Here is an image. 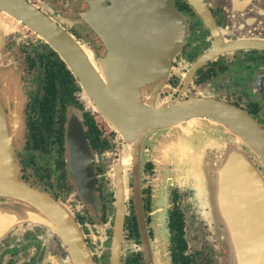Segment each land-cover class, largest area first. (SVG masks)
<instances>
[{
	"label": "flooded vegetation",
	"instance_id": "af4514ba",
	"mask_svg": "<svg viewBox=\"0 0 264 264\" xmlns=\"http://www.w3.org/2000/svg\"><path fill=\"white\" fill-rule=\"evenodd\" d=\"M20 1L83 51L91 66L107 57L110 45L120 55L128 52L125 28L109 24L119 0ZM172 4L184 36L157 90L159 101L221 103L264 133V0ZM56 43L48 26L30 27L0 7V71L18 75L25 99L24 130L12 158L20 181L39 195L29 201L0 193V264H232L222 221L195 191V137L176 127L188 144L181 146L180 162H166L169 145L163 154L162 144H169L171 133L166 141L158 134L174 127L137 140L119 130L93 104ZM75 122L90 151L85 159L92 187L79 186L72 174ZM211 124L222 153L226 142L233 143L264 174L243 139ZM160 167L166 168L162 186L155 178ZM128 242L132 249L124 254Z\"/></svg>",
	"mask_w": 264,
	"mask_h": 264
},
{
	"label": "water",
	"instance_id": "95a60500",
	"mask_svg": "<svg viewBox=\"0 0 264 264\" xmlns=\"http://www.w3.org/2000/svg\"><path fill=\"white\" fill-rule=\"evenodd\" d=\"M119 2L114 8L118 14L109 24L121 30L125 28L127 35L123 41L130 45L128 52L120 55L110 45L107 57L92 65L96 70L83 51L22 1L0 0V7L30 27L48 26V32L60 46L58 52L69 62L93 104L119 130L137 140L152 131L179 127L181 123L195 124L193 121L197 119L217 123L243 139L264 168V133L244 113L221 103L195 99L180 103H169L166 99L156 106L157 90L184 36V24L172 0ZM117 17L120 20L114 23ZM113 32L109 30L108 35ZM24 105L18 75L10 68L0 71V193L30 201L39 195L20 181L12 158V151L24 130ZM197 133L201 135L204 150V154L195 152L199 187L201 191L217 195L232 264H264L263 177L248 156L228 142L222 158L209 162L205 154L213 147V131L202 128ZM70 140L73 177L79 186L92 187V168L85 159L86 152L90 151L76 122L71 124ZM62 223L68 231V223L63 220ZM70 241L80 252L76 237H70Z\"/></svg>",
	"mask_w": 264,
	"mask_h": 264
},
{
	"label": "rangeland",
	"instance_id": "374dc122",
	"mask_svg": "<svg viewBox=\"0 0 264 264\" xmlns=\"http://www.w3.org/2000/svg\"><path fill=\"white\" fill-rule=\"evenodd\" d=\"M156 100H157L156 106H160L162 103L159 101V98H157ZM178 128L184 129L183 131H187L188 130L191 133V135L195 137V143H194L195 144V152H199L200 153L202 151V154H204L203 153L204 150L202 148L203 143L200 140L201 135L199 133H197V132L198 131H202V128H204L205 130L209 129V131H217V129H218L216 126L213 127V124H211L210 122H207V121H199V122L196 121L195 124L194 123H191V124L189 123V124H186V125H182L181 127H178ZM197 128H198V130H197ZM172 130L173 131H165L164 133L161 132L162 134L159 133L160 135L158 134L159 139H161L162 137H164L162 139H164L166 141L167 140L166 134H169V132H170L171 133L170 138H171V141H172V142L170 141L169 144L168 143H163L162 144L161 141L158 140V148H159L160 144H162V148L164 149V153L163 154H165L166 153V147H167L166 144L169 145L167 147V154L169 156V159L166 162H169L170 164H172V166H174L175 161H178L180 159L179 158V155H180L181 146H183L187 142L183 140L184 137L182 139V134H184L183 131L180 130V133H175L176 130H178L176 127H174ZM194 137H191L190 136L189 138H191V140H193ZM212 140H213V147L208 150V154H205L206 157L208 158V161L209 162H211L212 160L216 161L215 159H218V158L221 159L222 158L221 155H223L222 154V150L217 147V144H216L215 140L214 139H212ZM191 144L192 143L190 142V145ZM232 145H233V143H232ZM233 146H235V145H233ZM235 147H237L239 149L238 146H235ZM226 148L227 147H225V150H224L225 152L227 151ZM161 156L162 155L159 154V156H158V154H157V160L159 161L160 165H161L160 159L163 160L162 159L163 157H161ZM180 161L181 160H179L178 162H180ZM251 163L255 167V164L252 161H251ZM258 164H259V161H258ZM165 170H166V168L164 169V168H161V167L156 170V174H155V178L157 180L156 181L157 182L156 185H159V186H162L163 185V182H164L163 172H165ZM257 170L259 171V169H257ZM195 171H196V169H195ZM198 173H199V171H198ZM260 174H261V176L264 179V174H262L261 172H260ZM185 177H186V175L184 176V178ZM195 191L197 193H199L200 196H202L204 199H206V202L208 204V207L211 210H213L214 214L216 215V217L218 218V220L221 222V218H220V208H221V205H220V203H219V201L217 199V195H215L214 192H210V191L207 192V191H204V190L201 191L200 190V187H199V182L196 183V180H195ZM131 249H132L131 243L130 242L126 243V245L124 247V254L127 251L131 250ZM229 259H230V257H229Z\"/></svg>",
	"mask_w": 264,
	"mask_h": 264
}]
</instances>
